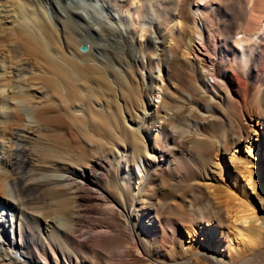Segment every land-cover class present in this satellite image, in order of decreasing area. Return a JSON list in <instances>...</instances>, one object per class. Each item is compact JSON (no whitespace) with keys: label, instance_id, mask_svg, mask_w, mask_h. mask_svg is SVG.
<instances>
[{"label":"bare ground","instance_id":"1","mask_svg":"<svg viewBox=\"0 0 264 264\" xmlns=\"http://www.w3.org/2000/svg\"><path fill=\"white\" fill-rule=\"evenodd\" d=\"M125 1L0 0V264H99L97 255L103 264H129L127 255L148 264H188L166 260L184 243L181 224L198 227L185 244L195 258L221 262L220 241L208 245L214 228L199 225L211 218L213 203L226 207L239 248L264 228L262 124L245 137L253 158L240 154L239 143L229 157L212 162L206 186L213 203L203 202L197 190L160 220L147 200L156 195L154 171L163 161L158 140L171 136L163 126L154 129L162 111L150 105L156 91L164 89L167 116L177 81L193 97L199 91L216 95L218 89L202 79L199 60L206 68L230 61L226 81L243 92L233 106L250 111L248 87L254 83L252 106L264 112V0H140L144 44L123 15ZM169 22L179 24L170 31L180 36L171 40L178 50L163 46L161 26ZM82 44L88 45L84 51ZM207 51L219 59L206 58ZM154 61L163 86L159 80L154 86ZM195 163L175 161L186 172L182 180L210 164L206 158ZM182 184L168 189L181 192ZM234 186L240 194L230 191ZM165 225L172 243L153 255L152 243ZM125 233L133 239L120 248ZM28 246L39 250L36 258Z\"/></svg>","mask_w":264,"mask_h":264},{"label":"rangeland","instance_id":"2","mask_svg":"<svg viewBox=\"0 0 264 264\" xmlns=\"http://www.w3.org/2000/svg\"><path fill=\"white\" fill-rule=\"evenodd\" d=\"M124 3L125 8L123 9V15L128 17V23L130 26L132 25V28L130 27V29L132 30V33L135 34L134 36L136 38V42L138 44H144L146 42V32L144 30L145 23L143 15L140 10V0H129V2L125 1ZM128 12L130 14H128ZM169 23L161 26L163 31L161 34L163 46L167 48V46L172 44L173 48L175 47L174 49L178 50L177 45L175 46L171 40L174 41L175 39L177 41L180 36L178 33L170 31L171 29H177L179 24L173 25L172 22L170 24ZM161 51L162 50L157 49V52L160 53ZM204 53L208 59L210 57L216 58L215 56H217L214 53H211V51ZM217 59H219L218 56ZM167 61H169V59H167ZM155 62L156 61L152 64V67H154L155 70L151 74L152 80L155 81L154 86L157 85V80H159L161 84L163 83V81L156 76V74H158V69L155 67ZM169 64L172 66L170 61ZM204 66L205 62L199 60V69L202 79L210 87L213 86L218 89L216 95H213L211 92H207L205 94L204 92L199 91L196 92V95L193 97L191 89H189L184 81H177L174 88L175 95L169 96L168 110L171 111L167 116H164L166 108L162 104V98L165 96V94H163L164 89H161L162 93L156 91L153 97L150 98V105L152 107L162 109L158 116L160 117L157 122L158 126L154 129H158L159 132L160 129L164 127L167 131L169 130V133H171L170 137L165 138V136H163L158 140V145L159 147L161 146L160 148L164 152L163 161L162 164L156 167L154 171L157 175L156 182H154V187H157L156 195H153V199L150 197L147 198V200L154 202L151 214L153 213L156 216L160 215V220H162V218L172 217L173 215L169 213L172 210L170 208L177 203L182 204L189 202L192 198L191 195H194L198 191L202 192L204 195L203 202L213 203L214 198L212 190L206 186V184L208 185V183L211 182V172L214 170V165H211L213 164L212 162L216 160L217 156L222 161L224 158L226 159L227 156L229 157L233 151H235V147L237 144L239 145V143L240 154L242 156H248L249 154L245 137L247 135L255 136L252 131L253 125L258 126L259 124H262V126H264V112L260 111L257 106H252V100L254 99L255 92L258 90L257 85L249 83L248 105L251 107L250 111H244L243 113L240 109H236V107L233 106V100L239 98L240 94L243 93L240 90L241 87L239 88L237 84L232 87L226 81L227 76L233 69L232 62L218 60V65H214L213 67L210 66V68H206ZM212 73H217L219 78H213ZM172 74L177 75L176 73ZM163 85L164 84H162V86ZM214 96L217 97L213 98ZM204 107H209L211 111L209 113L205 112ZM262 135L264 138V131L262 132ZM196 156L198 159H208L210 162L208 168H205L204 172L197 170L196 176L193 175L190 178L182 180L184 177L181 176L186 175V172L181 170L178 165H174L175 161L177 159L185 158L186 161H189L196 166ZM249 157L253 158L251 155H249ZM17 167L19 169H24V164L20 162ZM205 177H207V179H205ZM111 178L113 181L119 180V176L115 172L111 173ZM179 183H183L182 185H184L182 191L176 193L174 190L175 193H173V191L171 193L168 188H171ZM110 189H112V192L116 193L112 186H110ZM234 190L239 192L237 186H234L233 189L231 188L230 191ZM247 191V193L252 195L251 197L253 199H256V196H258L254 193L255 191L250 185H247ZM182 197H184L183 200L181 199ZM161 203H165V206ZM160 205H162L163 208ZM154 207L156 208L154 209ZM254 211H256V214L258 215L262 214V211L258 208ZM207 216H211L209 221L206 220L205 223H199V225L202 224L205 229L209 228V226L214 228L212 233L209 232L207 234L208 245L214 247L215 242L220 241V245L217 246V249L221 252V262L220 260L209 261L204 258L194 257V255L190 252V247H188L189 249L186 248L185 244L188 245L190 229H197L198 227L197 225H194L191 228L189 225L185 224L180 225L184 237V243L181 241L178 242L175 251L168 253L166 260H187L188 264H264V228L261 233L252 234L249 241L244 244L241 243L243 244V247L239 248L238 243L241 241L235 237L233 230L230 229L231 219L226 207H218L213 203V207L210 208ZM199 219L203 221L205 218L200 217ZM88 226L89 224H86V227ZM246 227L247 226L245 224L240 225V229H243V231H247L248 227ZM84 228L85 227H83V229ZM165 229H169V226H162L158 233H156L155 243L153 242L151 246V252L153 255L168 250L172 243L170 239L171 236ZM132 239L133 238L130 233H125L121 237L118 247L123 248L125 245L130 243ZM201 241L204 242L206 239L203 238ZM27 250L33 251V256H35V258L39 255V250H36L33 246H28ZM49 251H51V249ZM49 254L51 258L54 259V253L49 252ZM125 259L129 264H148L146 258H142L139 255H127ZM95 260L99 264H103V261L98 259V255Z\"/></svg>","mask_w":264,"mask_h":264},{"label":"water","instance_id":"3","mask_svg":"<svg viewBox=\"0 0 264 264\" xmlns=\"http://www.w3.org/2000/svg\"><path fill=\"white\" fill-rule=\"evenodd\" d=\"M85 49H86V45L83 44V45L80 46V50L81 51H84Z\"/></svg>","mask_w":264,"mask_h":264}]
</instances>
